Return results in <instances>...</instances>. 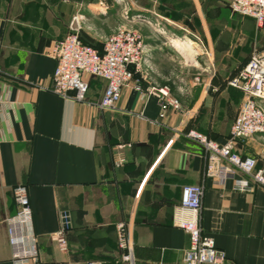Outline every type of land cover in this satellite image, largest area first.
Listing matches in <instances>:
<instances>
[{"label": "crops", "instance_id": "crops-1", "mask_svg": "<svg viewBox=\"0 0 264 264\" xmlns=\"http://www.w3.org/2000/svg\"><path fill=\"white\" fill-rule=\"evenodd\" d=\"M139 16L154 28L155 17L161 44L155 58L144 40L143 73L123 90L117 111L96 106L106 88L98 78H87V103L49 92L53 48L71 29L102 50ZM174 39L196 43L188 71L174 60ZM256 50L264 51V25L233 14L228 0H0V264H16L7 222L19 210L17 185L28 188L37 241L29 264H126L118 238L127 227L136 264H182L189 236L176 221L187 185L203 186L201 226L227 264H264V190L234 191L233 179L218 186L206 175L204 149L185 136L195 130L227 142L244 104L228 81ZM153 86H170L181 109L161 119L147 92ZM237 151L264 166L260 136ZM63 211L67 252L56 239Z\"/></svg>", "mask_w": 264, "mask_h": 264}, {"label": "built area", "instance_id": "built-area-1", "mask_svg": "<svg viewBox=\"0 0 264 264\" xmlns=\"http://www.w3.org/2000/svg\"><path fill=\"white\" fill-rule=\"evenodd\" d=\"M228 6L233 14L254 19L258 27L264 25V0H228ZM138 21L146 22L140 16L135 19V22ZM53 57L56 69L49 92L64 100L87 103L90 89L87 78H98L106 82V88L96 106L103 111L115 112L123 90L133 86L137 76L142 75L147 54L142 35L135 29L121 27L105 40L102 50L85 44L80 32L71 29L64 40L54 46ZM194 80L200 82V77L196 76ZM228 85L243 93L244 104L227 142L221 145L195 130L188 131L185 136L204 149L206 175L214 179L218 186L224 187L229 179H233L234 191L253 193L256 189L264 190V166L259 168L257 159L242 157L237 151L240 142L259 136L264 140V51H254L246 66L228 81ZM147 92L158 100L161 119L166 117L170 108L181 109L170 86H153ZM238 175L243 177L237 178ZM13 195L19 209L17 215L7 222L13 259L16 264H29L38 257V249L32 234L28 188L17 185ZM203 195L204 188L200 185H187L182 189L181 214L177 217L176 226L189 236V248L182 264H227L226 254L202 229ZM69 228V213L63 211L62 228L56 235L62 252H67L69 248ZM118 246L122 262L136 264L135 245L128 227L119 235Z\"/></svg>", "mask_w": 264, "mask_h": 264}, {"label": "rangeland", "instance_id": "rangeland-1", "mask_svg": "<svg viewBox=\"0 0 264 264\" xmlns=\"http://www.w3.org/2000/svg\"><path fill=\"white\" fill-rule=\"evenodd\" d=\"M130 14L131 13L129 12V16H131ZM150 19L155 22L154 24L155 28L151 27L148 24L143 25V22L140 23V21L135 24L130 23L129 28L137 30L142 35V37L146 41V46L152 50L151 52H153L154 57L156 58V44L157 45L161 44V42L160 39L156 38V21L154 20L155 17L152 16V18L150 17ZM156 41L158 43H156ZM174 51L177 52L178 55L180 54L178 58L174 59L177 66L181 68L183 71H188L190 67L193 65L192 64L194 63L193 61H195V56L192 55V57H189V56H185L184 54L176 50ZM197 52L199 51L197 50Z\"/></svg>", "mask_w": 264, "mask_h": 264}, {"label": "bare ground", "instance_id": "bare-ground-1", "mask_svg": "<svg viewBox=\"0 0 264 264\" xmlns=\"http://www.w3.org/2000/svg\"><path fill=\"white\" fill-rule=\"evenodd\" d=\"M171 47L189 57H192V55L195 56L197 53V50L195 49L196 43L191 39H174L172 40Z\"/></svg>", "mask_w": 264, "mask_h": 264}]
</instances>
